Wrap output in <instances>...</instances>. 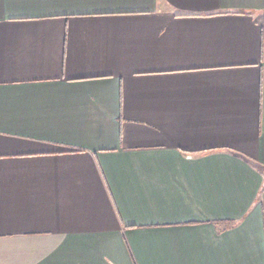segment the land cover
Masks as SVG:
<instances>
[{
    "label": "crops",
    "instance_id": "obj_1",
    "mask_svg": "<svg viewBox=\"0 0 264 264\" xmlns=\"http://www.w3.org/2000/svg\"><path fill=\"white\" fill-rule=\"evenodd\" d=\"M0 264H264V0H0Z\"/></svg>",
    "mask_w": 264,
    "mask_h": 264
}]
</instances>
